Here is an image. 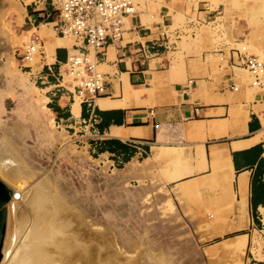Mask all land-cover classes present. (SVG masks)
Returning <instances> with one entry per match:
<instances>
[{
  "label": "crops",
  "instance_id": "0c3cea01",
  "mask_svg": "<svg viewBox=\"0 0 264 264\" xmlns=\"http://www.w3.org/2000/svg\"><path fill=\"white\" fill-rule=\"evenodd\" d=\"M16 1L24 19L38 28L51 24L58 0ZM206 3L198 4L197 16L203 13L214 22L223 14L247 17L234 28L190 22L186 30L192 33L182 41L183 31L173 23L193 16L192 0H137L122 40L94 56L97 72L107 79L106 94L89 107L79 103L75 115L71 94L49 78L54 110L65 127L82 120L91 125L95 119L94 126L101 119L114 121L90 148L103 164L115 167L120 183L137 197L167 202L187 222L213 219L241 226L255 215L264 224V89L251 86L247 72L228 58L232 45L242 43L264 59V24L248 21L264 15V0ZM232 5L240 11L229 12ZM176 32L178 38L170 42ZM140 44L154 54L148 62L135 52ZM70 47L55 46L48 63L45 53L39 56L43 72L59 65L61 74ZM109 146L113 152L106 150Z\"/></svg>",
  "mask_w": 264,
  "mask_h": 264
},
{
  "label": "rangeland",
  "instance_id": "374dc122",
  "mask_svg": "<svg viewBox=\"0 0 264 264\" xmlns=\"http://www.w3.org/2000/svg\"><path fill=\"white\" fill-rule=\"evenodd\" d=\"M202 2L207 4L206 0H192L193 16L174 20L173 28L183 31L182 41L192 33L186 30L188 23L204 28L205 23L214 22L207 20L203 13L197 16L196 8ZM238 7L232 5L229 12H239ZM210 8L213 10V6ZM24 16L22 4L16 0H0V134L5 133L12 139L37 181L48 178L70 204L82 210L88 221L110 234L122 253L121 264H150L145 257L141 258L143 263H138L136 246L146 253L163 254L167 264H264V224L255 215L242 226L213 219L187 222L167 202L160 204L149 197L139 198L128 184L120 183L115 167L103 164L104 158L90 149L96 133L87 124L64 126L54 110L50 80L46 83L37 79L42 73L37 74L35 70L41 68L43 61L39 57L34 59L31 73L26 65L22 67L19 49L32 35L44 39L40 31L35 32L40 27L33 29L37 25H30ZM246 17L223 14L210 24L226 23L234 28L238 19ZM258 17H263L262 23L256 22ZM248 21L254 26L264 24V15L248 16ZM45 27L50 29L53 38L60 37L51 24ZM66 40L70 47L72 40ZM170 40L174 42L175 35ZM247 48L253 52L251 45ZM256 55L261 56L259 52ZM58 68L59 65L52 67L54 77L50 78L52 81L56 78V84L62 89L57 80ZM18 197V193L13 194V198ZM2 235L4 238L5 234ZM243 235L245 246L241 250L237 242ZM234 241L236 244H232Z\"/></svg>",
  "mask_w": 264,
  "mask_h": 264
},
{
  "label": "bare ground",
  "instance_id": "6f19581e",
  "mask_svg": "<svg viewBox=\"0 0 264 264\" xmlns=\"http://www.w3.org/2000/svg\"><path fill=\"white\" fill-rule=\"evenodd\" d=\"M39 27L40 30L35 32L40 31L44 37L41 38L46 44L43 53L46 55L45 63H48L51 62L53 48L67 47L69 42L53 38L45 24ZM39 56L36 54L33 60ZM31 62L24 64L31 65ZM65 67L64 62L61 74L60 66L58 68L59 85L68 83ZM78 104L79 100L74 98L72 112L75 115ZM15 146L7 134H0V188L6 208V226L3 224L4 230L3 227L1 230L5 235L3 238L1 234L0 239V264H121L122 253L113 237L88 221L82 210L70 204L48 178L37 181ZM14 193L19 194L17 199L13 198ZM245 238L243 235L237 242L240 249L245 246ZM232 244H236L235 241ZM134 250L138 263L142 262L143 257L150 264L168 262L161 253H146L139 246Z\"/></svg>",
  "mask_w": 264,
  "mask_h": 264
},
{
  "label": "built area",
  "instance_id": "2783aa9c",
  "mask_svg": "<svg viewBox=\"0 0 264 264\" xmlns=\"http://www.w3.org/2000/svg\"><path fill=\"white\" fill-rule=\"evenodd\" d=\"M136 4L137 0H58L54 4L52 29L58 36L72 40L65 57L64 72L68 83L61 85L64 91L71 94L72 100L77 98L79 103L89 107L96 98L106 94L107 79L97 72L94 56L103 54L108 46L122 40L125 20L135 14ZM175 34L177 39L178 33ZM160 35L164 36L165 32ZM237 45L228 51L231 63L247 72L251 86L264 89L263 57L251 53L245 44ZM43 47L42 40L32 35L19 49L22 67L26 65L30 73L33 71L32 66L24 63L33 61L36 54L43 56ZM150 50L143 44L135 48L136 54L146 62L154 56ZM40 67L38 71L35 70L37 74L42 73L37 79L48 83L49 78L54 77L52 68L46 66L44 73V64ZM95 121L89 125V121L82 120L91 132L96 133L94 138L98 135L94 129ZM260 127L264 132V123Z\"/></svg>",
  "mask_w": 264,
  "mask_h": 264
},
{
  "label": "trees",
  "instance_id": "16d2710c",
  "mask_svg": "<svg viewBox=\"0 0 264 264\" xmlns=\"http://www.w3.org/2000/svg\"><path fill=\"white\" fill-rule=\"evenodd\" d=\"M55 111H57V110H55ZM85 116H86V111H85V107H83V117H85ZM111 124H115L113 120H111V119H101L100 122L96 123L94 127H95L96 131H98L100 133V132H102L104 127H107V126H109ZM103 150H104L103 147L99 149V151H103ZM106 150L108 152H113L114 151L113 148L110 147V146L107 147Z\"/></svg>",
  "mask_w": 264,
  "mask_h": 264
},
{
  "label": "water",
  "instance_id": "95a60500",
  "mask_svg": "<svg viewBox=\"0 0 264 264\" xmlns=\"http://www.w3.org/2000/svg\"><path fill=\"white\" fill-rule=\"evenodd\" d=\"M5 217H6V208H5V203H4L1 188H0V239H1V234H2L1 230L5 222Z\"/></svg>",
  "mask_w": 264,
  "mask_h": 264
}]
</instances>
